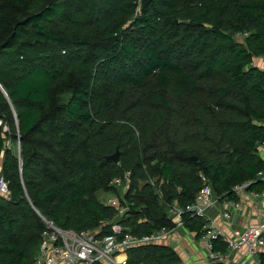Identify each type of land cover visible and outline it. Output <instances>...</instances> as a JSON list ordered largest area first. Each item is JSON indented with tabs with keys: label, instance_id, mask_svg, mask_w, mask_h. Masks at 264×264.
I'll return each instance as SVG.
<instances>
[{
	"label": "trees",
	"instance_id": "1",
	"mask_svg": "<svg viewBox=\"0 0 264 264\" xmlns=\"http://www.w3.org/2000/svg\"><path fill=\"white\" fill-rule=\"evenodd\" d=\"M260 57L264 0H150L144 9L140 0H0V174L9 190L0 264H34L44 220L110 234L111 197L128 207L118 220L125 233L141 237L174 228L167 207L190 204L201 175L225 199L244 182L260 191ZM116 151L117 164L107 159ZM124 172L122 194L111 182ZM182 221L198 240L204 220ZM120 256L183 264L160 242Z\"/></svg>",
	"mask_w": 264,
	"mask_h": 264
},
{
	"label": "built area",
	"instance_id": "2",
	"mask_svg": "<svg viewBox=\"0 0 264 264\" xmlns=\"http://www.w3.org/2000/svg\"><path fill=\"white\" fill-rule=\"evenodd\" d=\"M1 124V122H0ZM7 130L6 127L3 128ZM258 155L264 156V142L258 149ZM258 177L264 181V174L258 173ZM202 188L194 196L193 201L185 207L175 203L167 207L168 218L173 219L175 228H182L183 215H190L204 220L202 234L196 240L205 251L206 264H226L228 257L226 252L242 253V261L248 262L258 252L264 251V217L257 225L241 229H233L226 234L219 228L216 221L208 217L207 212L216 209L224 202L225 208L220 212L223 219H229L231 212L240 211L241 205L238 200L225 199L214 193L209 182L201 175ZM130 173L124 172L122 177L115 178L111 185L124 194L128 190ZM250 182H244L233 188L235 196L249 192L253 200H264V190L260 192L248 191ZM9 198L8 185L0 174V198ZM107 204L117 209L116 219L110 222V234L103 238H95L90 232L76 233L63 231L56 228L51 222L44 220L46 231L42 234L39 252L34 264H126L125 258L119 259L120 254L130 246L161 242L173 229H163L150 236L134 237L125 233V228L118 222L128 211V207L120 205L116 197H111ZM193 232L192 239L194 240ZM218 241L225 245V251H215L214 242Z\"/></svg>",
	"mask_w": 264,
	"mask_h": 264
},
{
	"label": "crops",
	"instance_id": "3",
	"mask_svg": "<svg viewBox=\"0 0 264 264\" xmlns=\"http://www.w3.org/2000/svg\"><path fill=\"white\" fill-rule=\"evenodd\" d=\"M259 59H257V61ZM255 66L260 69H264V67L260 66L259 63ZM261 158L264 160V156ZM262 183L264 185V181H262ZM263 190L264 186L262 189H260V191ZM248 191L260 192L257 190ZM236 200L239 201L241 210L239 212H231L230 218L228 220L223 219L220 216L221 210L225 208L224 202L221 203L222 205L216 209H212L207 212L208 217L214 219L218 227L223 229L226 234H228L233 229L243 230L245 227L257 225L258 222L264 217V200H253L249 192L242 193L239 195V197L237 196ZM192 237L193 232L188 231L183 226L182 228L173 229L172 232L168 234L163 240H161L160 243L173 248L179 255L183 264H206L207 260L205 251L195 239H192ZM226 255L228 257L226 264H264V251L258 252V254L248 262L242 261L241 252H226Z\"/></svg>",
	"mask_w": 264,
	"mask_h": 264
},
{
	"label": "water",
	"instance_id": "4",
	"mask_svg": "<svg viewBox=\"0 0 264 264\" xmlns=\"http://www.w3.org/2000/svg\"><path fill=\"white\" fill-rule=\"evenodd\" d=\"M149 2H150V0H140L141 9H144L148 5ZM0 90L6 96L4 90L1 88V86H0ZM107 159L109 161H112L115 164H117L119 162V152L116 151L113 155L109 156ZM190 159L192 161H194V162L197 161V158L196 157H191ZM165 188H167V186H165Z\"/></svg>",
	"mask_w": 264,
	"mask_h": 264
},
{
	"label": "rangeland",
	"instance_id": "5",
	"mask_svg": "<svg viewBox=\"0 0 264 264\" xmlns=\"http://www.w3.org/2000/svg\"><path fill=\"white\" fill-rule=\"evenodd\" d=\"M257 59H259V58L254 59V65L259 63L260 66L264 67V59L262 57H260V59L258 61H257Z\"/></svg>",
	"mask_w": 264,
	"mask_h": 264
}]
</instances>
